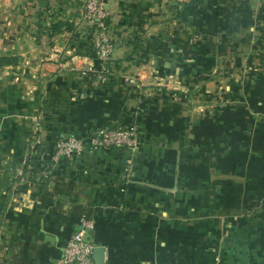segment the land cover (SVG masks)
Here are the masks:
<instances>
[{"label":"crops","instance_id":"0c3cea01","mask_svg":"<svg viewBox=\"0 0 264 264\" xmlns=\"http://www.w3.org/2000/svg\"><path fill=\"white\" fill-rule=\"evenodd\" d=\"M107 7L102 84L79 0H0V264H57L82 216L104 264H264V0ZM133 123L132 164L51 165L60 137Z\"/></svg>","mask_w":264,"mask_h":264},{"label":"built area","instance_id":"2783aa9c","mask_svg":"<svg viewBox=\"0 0 264 264\" xmlns=\"http://www.w3.org/2000/svg\"><path fill=\"white\" fill-rule=\"evenodd\" d=\"M109 0H79L82 20L93 28L94 56L99 62V67L94 71V79L105 84L110 78V61L114 51V43L109 34L107 19ZM130 83L136 84L133 77H126ZM38 119L40 116L37 117ZM38 124L36 125V129ZM38 137H32L30 147L39 144ZM140 141L137 133V125L131 124L125 127L104 126L100 128L90 139L69 135L60 137L54 145L50 156L51 165L58 163L72 155H80L85 149L94 151L97 149L117 150L123 149L129 152L128 162L133 163L139 152ZM92 228V221L82 216L75 232L66 240L57 264H94L93 250L95 245L88 237V231Z\"/></svg>","mask_w":264,"mask_h":264},{"label":"water","instance_id":"95a60500","mask_svg":"<svg viewBox=\"0 0 264 264\" xmlns=\"http://www.w3.org/2000/svg\"><path fill=\"white\" fill-rule=\"evenodd\" d=\"M103 247H95L93 250L94 264H104Z\"/></svg>","mask_w":264,"mask_h":264},{"label":"trees","instance_id":"16d2710c","mask_svg":"<svg viewBox=\"0 0 264 264\" xmlns=\"http://www.w3.org/2000/svg\"><path fill=\"white\" fill-rule=\"evenodd\" d=\"M12 61V58L0 57V64H9Z\"/></svg>","mask_w":264,"mask_h":264},{"label":"rangeland","instance_id":"374dc122","mask_svg":"<svg viewBox=\"0 0 264 264\" xmlns=\"http://www.w3.org/2000/svg\"><path fill=\"white\" fill-rule=\"evenodd\" d=\"M0 57H6V54H1V53H0ZM1 67H3L2 64H0V68H1Z\"/></svg>","mask_w":264,"mask_h":264}]
</instances>
